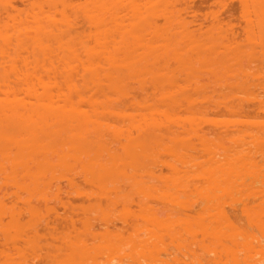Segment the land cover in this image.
I'll list each match as a JSON object with an SVG mask.
<instances>
[{
    "label": "bare ground",
    "instance_id": "bare-ground-1",
    "mask_svg": "<svg viewBox=\"0 0 264 264\" xmlns=\"http://www.w3.org/2000/svg\"><path fill=\"white\" fill-rule=\"evenodd\" d=\"M102 1L88 0L84 10L71 4L70 17L59 5L63 25L47 15L56 29L42 33L34 20L26 29L39 30L44 43L38 32L28 36L33 44L22 43L28 31L9 35L15 54L30 60L4 58L11 38L1 19L0 264H18L40 243L57 244L68 263L78 253L143 264H264V0H238L242 42L232 37V15L212 24V35L204 36L210 23L203 38L195 34L173 5L181 0H143L142 14L126 0L123 13L128 7L129 19L139 18L128 29L113 15L102 19L111 0ZM113 7L106 9L123 14ZM73 16L87 17L79 23L89 22V32L66 34L71 25L79 32L68 23ZM51 38L66 41L50 43L63 49L57 61L45 44ZM84 38L93 40L89 48Z\"/></svg>",
    "mask_w": 264,
    "mask_h": 264
},
{
    "label": "rangeland",
    "instance_id": "rangeland-1",
    "mask_svg": "<svg viewBox=\"0 0 264 264\" xmlns=\"http://www.w3.org/2000/svg\"><path fill=\"white\" fill-rule=\"evenodd\" d=\"M36 1V2H35ZM39 3H38V2ZM82 1H84V0H5V2L6 3H4V0H0V24L1 25H3L2 23H4V22H2L1 21V19L3 20V21H5V25H3V27H8V26H10V27H8L9 28V31H8V28H7V30H5V32H4V35L5 34H7V35H5V36H8V38H11V36H9V35H11V34H13V36H14V34H15V31H28V33H30V34H28L27 32L25 33V34H27L26 35V37H32V36H34V34L36 33V37H38L39 38V36H40V34L42 33L41 31H43V29H46V30H48V29H53V28H55L54 27V24L55 25H57V23H53L54 21H60V20H63L61 17L60 18H58L59 17V15L58 14H60L59 12H61L62 13V8L63 9H65L64 10V12H63V14L65 15V13L67 12V15H69V17L71 16V15H74V13H72L74 10H75V8H77L78 6H80L82 3ZM89 1H91L92 2V0H89ZM95 1V0H94ZM121 1H124V2H121ZM125 1L126 0H111V1H109V2H111V3H108V1H107V5H106V7H108V8H111V7H113L115 4H116V6H115V8L117 7V5L119 6V4H117V2L119 3L120 2V4L121 3H125ZM129 2L130 1H132V0H128ZM175 1V0H174ZM173 1V3H175V2H178L179 0H176L175 2ZM183 1V2H182ZM207 1V2H206ZM221 1L224 3H222L223 4V6H221ZM225 1V2H224ZM181 0V2L179 1L177 4L175 3V4H173L174 5V7L176 6V5H178V6H176L177 8H179V9H177V8H175V10L177 9V10H182L183 8V10H182V12H180L179 13V16H181L182 14V19L184 18V19H186V20H188L187 22H192V24H189L188 26H187V22H185V20L183 19V21L185 22V24H186V27H188V28H190L191 26H192V31H194V33L195 34H197L198 33V36H200L201 37V34L199 35V33H201V30H200V28L202 29V33L204 34L205 32H207V30L205 29L206 27L205 26H208V24L210 23V25L208 26V27H211L210 28V30L207 32V33H205L204 34V36L205 35H212L213 34V32L214 31H216V30H213V32H212V26L215 24V22L219 19L220 20V18H221V21H222V19H226L227 18V15H232V17L230 18V17H228V24H230L231 23V27L229 26V25H226V27L227 26H229L230 27V30L232 29V32H230V33H232V37H233V34H235L234 35V39L237 37V41H241V40H239L238 38L240 37V39H244L243 37V35H245L244 34V25H243V23H244V21L243 20H241L242 19V17H241V15H239L240 14V11H241V7H239L240 6V4L238 3V0ZM33 2V3H32ZM46 2H47V5H46ZM53 4H52V3ZM55 2V3H54ZM59 2H60V4H59ZM73 2V3H72ZM80 4H79V3ZM98 2L100 3V0H98ZM103 2V5L106 3V0H105V2L104 1H102ZM101 2V3H102ZM114 2V3H113ZM129 2H127V3H129ZM143 0H133V2L131 3V4H133V6L135 5L136 7V9L135 10H131L130 11V7H129V11L130 12H135L136 10H137V7H139L140 5H141V3L143 4ZM187 2V3H186ZM218 2H219V4H218ZM35 3V4H34ZM78 4V5H76V7L75 8H73L72 7V5L73 4ZM84 3L85 4H87V3H89L88 2V0H87V3H86V1H84ZM113 3V4H112ZM180 3H182L181 5H179ZM66 4V5H65ZM72 4V5H71ZM85 4H83L84 6H85ZM113 5V6H111V5ZM123 4H121V5H123ZM8 5V6H7ZM45 5V6H44ZM58 5V6H57ZM62 7V6H66V7H60V6ZM83 5H81V6H83ZM110 7H109V6ZM119 6V8H120V10H119V8H116L117 9V11H118V13H116V14H119V12L120 11H122L121 9H123V7H125V6H127V5H129V4H124V6ZM219 5V6H218ZM27 6H28V8H27ZM32 6H34V7H32ZM81 7V8H83L82 10H84V8L85 7ZM131 7V8H134V7ZM181 6V7H180ZM196 6V7H195ZM218 6V7H217ZM37 7V8H36ZM39 7V8H38ZM69 7V8H68ZM103 7V15H102V19H104V18H106L107 17V19L109 18V17H112L113 18V16H115L116 18H118L119 17V19H116L115 17L113 18V19H115L114 21H117V22H122L123 23V25L125 24V28H127V26H130V22L131 21H129V20H132L133 19V17L135 18V15L131 18L130 17V19H129V16L130 15H132V14H135V13H129L126 9H124V12L126 13H129V14H127L126 13V16L125 17H123L124 15H125V13H123V11H122V13L123 14H119L118 15V17H117V15H115V12H113L112 10H108V8L106 9V7L105 6H102ZM105 7V8H104ZM141 7V6H140ZM139 7V8H140ZM143 7V6H142ZM191 7V8H190ZM214 7V8H213ZM227 7V8H226ZM11 8V9H10ZM13 8V9H12ZM16 8V9H15ZM33 8H34V10H33ZM71 8V9H70ZM81 8L79 7L77 10L78 11H80L81 12ZM114 8V7H113ZM114 8V9H115ZM138 8V9H139ZM218 8L220 9V10H218ZM232 8V9H231ZM56 11H55V10ZM61 9V10H60ZM115 9V10H116ZM141 10H140V12L139 13H141L142 14V9L143 8H140ZM188 9V10H187ZM206 9H208V10H206ZM217 9V10H216ZM14 10V11H13ZM28 10V11H27ZM48 10V11H47ZM59 10V11H58ZM72 10V11H71ZM114 10V11H115ZM201 10V11H200ZM204 10H206L205 11V13H204ZM212 10H215V11H213L212 12ZM32 11H34L33 13H32ZM39 11V12H38ZM66 11V12H65ZM109 11V12H108ZM111 11L114 13H111ZM137 11H139V10H137ZM188 11V12H187ZM191 11H192V13H191ZM193 11H194V13H196V14H194L193 15ZM210 12V14H209V12ZM229 11V12H228ZM53 12V13H52ZM79 12V13H80ZM83 12V11H82ZM206 12H208L207 14H206ZM16 13V14H15ZM19 13V14H18ZM31 13V14H30ZM39 13V14H38ZM41 13V14H40ZM43 13V14H42ZM48 13V14H47ZM57 13V14H56ZM76 13V12H75ZM108 13V14H107ZM121 13V12H120ZM182 13V14H181ZM186 13H188V14H186ZM200 15H199V14ZM206 14V15H203V14ZM228 13V14H227ZM229 13H231V14H229ZM62 14V15H63ZM77 14H78V12H77ZM81 14V13H80ZM82 14H84V13H82ZM141 14L139 15V16H141ZM181 14V15H180ZM235 14V15H234ZM12 15H15V16H12ZM44 15V16H43ZM47 15H49V16H51V17H53L55 20H53V22H50V19L49 18H51V17H49V16H47ZM53 15V16H52ZM63 15V16H64ZM79 15V14H78ZM111 15H113V16H111ZM123 15V16H122ZM128 15V16H127ZM137 15H138V13H137ZM187 15V16H186ZM190 15H193V16H190ZM210 15H213V16H210ZM37 16V17H36ZM42 16V17H41ZM60 16H61V14H60ZM62 16V17H63ZM66 16V15H65ZM85 16V15H84ZM197 17L196 19H193L194 17ZM203 16H205V18H203ZM214 16H215V18L217 17V16H219V18L217 17L216 18V20L214 19ZM221 16V17H220ZM6 17V18H5ZM9 17H12V18H9ZM18 17H19V19H18ZM26 17V18H25ZM40 17V18H39ZM44 17V18H43ZM47 17H48V19H47ZM136 17H138V16H136ZM142 17V16H141ZM209 17V18H208ZM25 18V19H24ZM34 18V19H33ZM41 18H42V20L43 21H41ZM57 18H58V20H57ZM72 18H74V16L72 17ZM72 18H69V21H68V23H71V22H74V23H76V27H78L79 26V30L77 29V31H79V32H76V30L74 31L73 29L74 28H72V26L73 25H71V24H69V25H71L70 26V29L67 31L66 30V34L68 33L70 36H72V37H76V36H82V34L80 33V31L83 29V35H84V33H85V31H88L89 29H90V23L89 22H87L86 24H87V26L85 25V23H81L83 20L82 19H78V16H77V19L76 18H74V19H76V22H75V20L73 21L72 20ZM82 18V17H81ZM84 18V17H83ZM120 18H123L122 19V21L120 20ZM204 19V20H201V19ZM6 19H8V20H6ZM28 19V20H27ZM33 19V20H32ZM47 19V20H46ZM66 19H67V17H66ZM88 18L87 17H85V19H84V21H86ZM128 19V20H127ZM137 19V21H138V19L139 18H136ZM136 19H133V20H136ZM143 19V18H142ZM141 19V21L142 22H144L143 20ZM210 19V20H209ZM213 19V20H212ZM236 19V20H235ZM239 19V20H238ZM11 20V21H10ZM18 20V21H17ZM22 20V23H28V25L29 26H27L26 24H24V25H22V23L21 24H19V22ZM27 20V22H25ZM29 20H31V21H29ZM34 20L35 21H37V20H39L38 22H40V27L39 28H41L42 30H40V32H39V30L38 31H34V30H31L32 32H29V29H26V28H28V27H31V28H33L35 25H34V23L35 24H38V22H34ZM68 20V19H67ZM123 20H125V21H123ZM132 20V22L133 23H136V21L134 22ZM192 20V21H191ZM201 22H200V21ZM209 20V21H208ZM17 21V22H16ZM47 21H49L51 24H53V25H51L50 23V26H48L49 24H48V22ZM58 21V23L59 24H62V23H64V21L62 22H59ZM79 21H81L80 23H79ZM83 21V22H84ZM141 21H139V23L141 24V26L139 25V23H137V25L139 26V28L141 27V29L139 30V28H137L139 31V36H138V34H136V37H138L137 38V40L138 39H140V40H142L143 41V34L141 33V30L142 31H144L142 28H143V25H142V23H141ZM199 21V22H198ZM208 23H207V22ZM211 21V22H210ZM226 21H227V19H226ZM14 22H16V23H14ZM44 22L46 23V24H44ZM66 22V21H65ZM220 22V21H219ZM241 22H243V23H241ZM8 23V24H7ZM14 23V24H13ZM42 23V24H41ZM67 23V22H66ZM89 23V24H88ZM132 23V24H133ZM194 23V24H193ZM221 23V22H220ZM220 23H218V24H220ZM239 23V24H238ZM7 24V25H6ZM10 24V25H9ZM11 24H12V26H13V31L14 32H12V26H11ZM15 24L17 25V28L15 27ZM58 24V25H59ZM129 24V25H128ZM213 24V25H212ZM216 24H217V22H216ZM215 24V25H216ZM225 24V23H224ZM227 24V23H226ZM245 24V23H244ZM20 25V26H19ZM33 25V26H32ZM47 25V26H46ZM63 25V24H62ZM85 25V26H84ZM194 25H198V28H199V30L196 28V26H194ZM202 25V26H201ZM236 25V26H235ZM242 25V26H241ZM18 26L20 27V28H18ZM22 26L24 27L25 26V29L23 30V28H22ZM47 28H46V27ZM51 26H53V27H51ZM59 26H61V25H59ZM68 26V25H67ZM90 26V27H89ZM132 26V25H131ZM134 26H135V28H136V25H134L133 24V26L131 27V30H132V32H130V33H132V35H133V31H135L134 30ZM190 26V27H189ZM196 28L195 30H194V27ZM200 26V27H199ZM219 26V25H218ZM241 26V27H240ZM2 27V26H1ZM44 27V28H43ZM49 27V28H48ZM75 27V28H76ZM80 27H81V30H80ZM89 27V29L87 30V28ZM203 27H205L204 29H203ZM214 27V26H213ZM99 28V27H98ZM128 28H130V27H128ZM127 28V29H128ZM222 28H224V27H222ZM228 28V27H227ZM242 28H243V31H242ZM18 29V30H17ZM22 29V30H21ZM56 29V28H55ZM61 31H62V29H63V31H62V33H61V31H60V33L61 34H63V33H65V30H64V27L62 26L61 28ZM91 29H93V28H91ZM127 29H126V31H127ZM136 29V30H137ZM216 29V28H215ZM225 29V31H226V28H224ZM45 30V31H46ZM57 30H59V28L57 29ZM94 30H96V28L94 29ZM130 30V29H129ZM229 29H228V31H230ZM238 30H240V32L238 31ZM93 31V30H92ZM211 31V32H210ZM235 31V32H234ZM7 32V33H6ZM37 32H38V35H37ZM56 31H54V33H55ZM89 32V31H88ZM96 32H97V30H96ZM128 32V31H127ZM242 32V33H241ZM10 33V34H9ZM95 33V32H94ZM136 33V32H135ZM226 33V32H225ZM224 33V34H225ZM228 33L229 32H227L226 34H227V38H228ZM229 33V34H230ZM24 34V33H23ZM86 34H87V32H86ZM129 34V33H128ZM142 34V35H141ZM64 35V34H63ZM131 34H129L128 36H130ZM35 36H34V38H35ZM86 36V35H85ZM127 36V37H128ZM203 36V35H202ZM230 37H231V35H229ZM28 37V38H29ZM41 38H39V39H42V41H43V38H42V36H40ZM135 37V36H134ZM129 38V37H128ZM130 38H133V36L132 37H130ZM201 38H203V37H201ZM232 38V39H233ZM32 39H33V37H32ZM114 39H115V41H116V39H118L117 40V42H115V43H119L118 41H119V37H114ZM229 39V38H228ZM10 41H8V42H10V43H8L9 44V47H8V51H7V54L5 55L6 57H4V58H10V59H15V60H18V59H24V57L25 58H27L28 60H30L31 59V55L30 54H26L25 52H22L21 54H19V55H16L15 54V52L13 51V49H14V46L16 45V44H14L15 42V40L13 39L12 40V38L11 39H9ZM35 40V39H34ZM46 40V39H45ZM129 40V41H128ZM230 40V39H229ZM236 40V39H235ZM50 41V42H49ZM53 41V44H56V45H58V46H61L62 45V48H64L63 47V45L65 44V40H64V42H62V43H59V42H57L56 43V41H55V43H54V40L51 38L50 40H47L46 42L47 43H45V44H47V46L48 47H53V49H54V47L56 48L57 46L56 45H52V44H50L51 42ZM91 41H93V40H88V39H86V38H84V40L81 42L82 43V45L81 46H83V47H86L87 45H88V42H89V44H90V42ZM124 41H126L125 43H123V44H126V46L127 47H129V48H127V47H125L126 49H124L122 52L124 53L125 52V57H128L129 56V54L130 55H132L131 53H130V46H132L133 47V45H131V43H130V39H125ZM132 41V44H133V39L131 40ZM142 41H139L138 40V44H140L139 42H141V43H143ZM33 42L34 41H31L30 40V38H29V40L28 39H25V37H23V41H22V43H25V44H33ZM45 41H43L42 43H44ZM74 42V41H73ZM242 42V41H241ZM2 43V44H1ZM13 43V44H12ZM35 43V42H34ZM121 43H122V41H121ZM135 43H137V41H135ZM25 44H23V45H25ZM71 43H69V44H67L66 43V47H67V45H70ZM76 45H75V47L78 45L77 44V42L75 43ZM130 44V45H129ZM3 42H1L0 41V46L1 47H3ZM91 45H92V43H91ZM94 45V44H93ZM118 45H120L121 46V48H123L125 45H122V44H118ZM135 45V44H134ZM142 44H140V46L138 45V47H142L141 46ZM65 46V45H64ZM123 46V47H122ZM0 47V48H1ZM134 47H137V45L136 46H134ZM13 48V49H12ZM58 48V47H57ZM77 48H79V47H76V49ZM86 48H89V46H87ZM59 49L60 50H53V52L55 53V55L52 57V54H51V57L54 59V57L56 56V57H58L57 56V54L59 53H61L62 51H63V49H62V51H61V48L59 47ZM80 49V48H79ZM140 48H139V52L138 53H140ZM132 51V50H131ZM134 52H135V50H134ZM23 53H24V55H23ZM138 53H136L137 54V56L136 57H138ZM142 53V52H141ZM141 53L139 54L140 56H141ZM134 53H133V57H134ZM30 56V57H29ZM139 56V57H140ZM47 57V59L49 60L50 58L48 57V55L46 56ZM55 57V60L57 61V58ZM130 57V56H129ZM132 57V56H131ZM3 58V59H4ZM30 58V59H29ZM59 58V57H58ZM0 59H2L1 58V54H0ZM6 59H4V60H6ZM40 59V58H39ZM42 59V58H41ZM46 59V60H47ZM53 59H51V60H53ZM9 60V59H8ZM46 60H44V62L46 61ZM50 60V61H51ZM7 61V60H6ZM48 62V61H47ZM47 62H45V63H47ZM247 62H250V61H247ZM244 65V64H243ZM245 65H252L253 66V64H248V63H246V61H245ZM51 217H52V215H51ZM59 224V225H58ZM56 225H58L57 227H58V229H60V227H61V223H57ZM96 226H98V225H96ZM37 246H36V248H38L37 249V251L35 252V249H34V251H26L25 252V256H26V254H27V256L25 257H21L19 260H20V262L18 263L17 261H16V263H18V264H34V263H36V264H57V263H60V262H58V261H60V259H61V256L55 251V248L54 247H57V244L54 246V244H49V247H48V245L47 244H43V245H41V243H40V246H39V244H36ZM51 245V246H50ZM43 246V247H42ZM45 247V248H44ZM42 248V249H41ZM48 248V249H47ZM50 248H53L52 250V252L53 253H57L58 254V258H59V260H58V258H57V255L55 256L54 254V256H55V258L53 257V259H52V253H51V250H50ZM0 249H1V246H0ZM46 249V250H45ZM43 251V253L41 252V251ZM49 253H48V252ZM28 252V253H27ZM29 252L30 253H32L33 254V256H31L32 254H29ZM36 254H35V253ZM45 252H47L46 253V256H48L47 258L48 259H46V257H44L43 255H45ZM51 253V254H50ZM75 253V252H74ZM39 254V255H38ZM41 254V255H40ZM43 254V255H42ZM48 254V255H47ZM90 254V253H89ZM34 255H35V257H34ZM38 255V256H37ZM75 255V254H74ZM77 255H78V253H77ZM77 255H75L74 257L76 258V259H74V261L72 260L71 261V259L70 260H68V261H71V262H69V263H71V264H76L77 262L79 263V264H90V263H92V264H106L105 262H104V260L105 261H107L106 260V258L104 257V256H100V255H103V254H99L98 255V257H99V259H98V257L97 258H91V257H87V260L84 258V256L83 255H81L82 256V259L80 258V254L78 255L79 256V259L81 260H79L78 259V256ZM92 255V254H91ZM29 256H31V257H29ZM41 256V257H40ZM49 256H50V258H51V260H54V259H57L56 261L57 262H55V260L54 261H52V263H50V259H49ZM86 256V255H85ZM88 256V255H87ZM43 257V258H42ZM101 257V258H100ZM120 257V256H119ZM40 258H41V260H40ZM124 258V259H123ZM128 257H124V256H122L120 259L122 260H120V259H118L117 257L115 258V257H113V258H107L108 259V261H110L109 263L111 264V263H113L114 261H116V262H114V263H117L118 261H121V264H143L142 263V260L140 261H135L133 258H131V260L130 259H127ZM3 259V258H2ZM1 258H0V261L2 260ZM36 259V260H35ZM43 259V260H42ZM72 259H73V256H72ZM115 259H117V260H115ZM18 260V261H19ZM25 260V261H24ZM31 260V261H30ZM33 260H35L36 262H33ZM64 260V259H63ZM62 259H61V261H62V264H63V262H67V260L66 261H63ZM77 260V261H76ZM79 260V261H78ZM89 260V261H88ZM134 260V262H132ZM27 261V263H25ZM44 261H47V263H45ZM108 261H107V264H109L108 263ZM11 262H13V261H11ZM33 262V263H32ZM74 262V263H73ZM85 262V263H84ZM88 262V263H87ZM90 262V263H89ZM95 262V263H94ZM14 263H15V261H14ZM68 263V262H67ZM68 263V264H69ZM13 264V263H12ZM117 264H119V263H117Z\"/></svg>",
    "mask_w": 264,
    "mask_h": 264
}]
</instances>
